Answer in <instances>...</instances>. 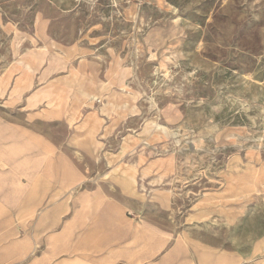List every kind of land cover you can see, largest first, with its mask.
<instances>
[{
  "label": "rangeland",
  "instance_id": "374dc122",
  "mask_svg": "<svg viewBox=\"0 0 264 264\" xmlns=\"http://www.w3.org/2000/svg\"><path fill=\"white\" fill-rule=\"evenodd\" d=\"M83 194L156 238L139 264H264V0H0V264Z\"/></svg>",
  "mask_w": 264,
  "mask_h": 264
},
{
  "label": "crops",
  "instance_id": "0c3cea01",
  "mask_svg": "<svg viewBox=\"0 0 264 264\" xmlns=\"http://www.w3.org/2000/svg\"><path fill=\"white\" fill-rule=\"evenodd\" d=\"M50 161L51 163L53 162L52 159ZM63 175L65 177L63 185H65L71 178L70 174L64 170ZM80 199V204H75L72 208V219L64 224L61 233L59 235L48 234L45 237L51 244V248L46 253H42L40 256L33 255L39 248L38 242L30 243L28 237L25 236L24 240L20 243L24 252L23 254H29L30 257L34 256L25 264H81L79 260L81 258H88L87 256L73 255L72 257L70 254L84 247H91L95 251H101L102 249L103 252L99 257H95L94 259L102 260L104 264H114L113 259H125L130 264H134L133 262L139 264L141 256H149L154 249H157V246H160L148 229L139 226L134 229V240L131 242H128L129 240L127 242H120L117 231L125 228L132 230V227H124L116 204L102 195L95 194H83ZM31 200L33 201L29 205V217L37 219V221L35 220V229H40V227L45 225L50 216L55 214V210L42 213V209L38 210L37 208L41 204L42 199H35L31 196ZM99 208L104 209V218L95 219L92 222L84 219L83 214ZM121 225H123V228H121ZM51 227L55 228L56 224L52 223ZM68 232L70 236L68 242L66 244L61 243L60 237ZM100 246H104V248L100 249ZM14 249L13 244L2 247L0 250V263L12 254ZM57 251L63 253V256L57 257ZM179 254L180 248L176 244L171 252L166 254L165 258H174Z\"/></svg>",
  "mask_w": 264,
  "mask_h": 264
}]
</instances>
